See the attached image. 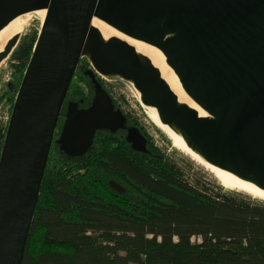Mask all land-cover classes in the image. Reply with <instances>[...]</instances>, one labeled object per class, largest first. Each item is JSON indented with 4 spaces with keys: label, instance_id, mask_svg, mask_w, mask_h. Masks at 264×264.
<instances>
[{
    "label": "water",
    "instance_id": "95a60500",
    "mask_svg": "<svg viewBox=\"0 0 264 264\" xmlns=\"http://www.w3.org/2000/svg\"><path fill=\"white\" fill-rule=\"evenodd\" d=\"M42 10L20 85L7 84L15 98L0 152V264L22 263L53 143L82 158L97 132H124L148 153L96 76L122 80L187 149L264 193V0H0V62L18 42L15 18ZM95 19L115 31L103 37ZM83 58L91 103L67 104L55 140Z\"/></svg>",
    "mask_w": 264,
    "mask_h": 264
},
{
    "label": "trees",
    "instance_id": "16d2710c",
    "mask_svg": "<svg viewBox=\"0 0 264 264\" xmlns=\"http://www.w3.org/2000/svg\"><path fill=\"white\" fill-rule=\"evenodd\" d=\"M37 36L12 53L19 79ZM89 68L81 59L66 94L83 108L92 100ZM7 91L11 111L15 95ZM121 133L97 132L83 158L52 144L21 264H264V201L225 192L199 174L188 178L148 139V153H137Z\"/></svg>",
    "mask_w": 264,
    "mask_h": 264
},
{
    "label": "rangeland",
    "instance_id": "374dc122",
    "mask_svg": "<svg viewBox=\"0 0 264 264\" xmlns=\"http://www.w3.org/2000/svg\"><path fill=\"white\" fill-rule=\"evenodd\" d=\"M44 18L43 20H41L35 12L29 13L27 25L22 29L20 27V38L16 46L13 48L11 53L0 62V125H4L5 123H7L8 116H10V104L8 100L10 95L7 91V84L10 83L15 89H17L22 79V77H20L19 79L17 74H15L14 72L12 53L25 37L33 35L34 33H39ZM100 79L104 82L107 89L111 92L113 98L119 104L121 111L124 114H130L139 122V124L141 125L140 127L142 128V131L144 132V135L148 139V141L155 148L159 149L169 160H171L179 168H181L185 176H187L188 178H194V175L199 174L207 180L218 184L212 174L204 169V167L196 164V162L191 160L187 155L172 146V143L168 139L167 135L162 132L145 113L143 107L140 105L139 100H137V93H135L127 84H125L119 78H111V80H108L107 78L104 79L100 77ZM83 88L87 94L90 93L89 88ZM64 118L65 116L61 115L55 135L58 134V129L61 126ZM101 190L103 192V189ZM223 190L225 192H235L242 194V192L229 191L224 188ZM242 195L248 197V195L245 193Z\"/></svg>",
    "mask_w": 264,
    "mask_h": 264
},
{
    "label": "bare ground",
    "instance_id": "6f19581e",
    "mask_svg": "<svg viewBox=\"0 0 264 264\" xmlns=\"http://www.w3.org/2000/svg\"><path fill=\"white\" fill-rule=\"evenodd\" d=\"M36 15L43 20L44 16H45V11H35ZM28 16L29 13L24 14L22 16H19L17 18H15L21 29L27 25V21H28ZM13 22V21H11ZM10 22V23H11ZM9 23V24H10ZM8 24V25H9ZM95 24L98 26V30L101 33V35L104 37L105 35H107L108 33H110L111 31H113L114 29L110 28L109 26L105 25L104 23L98 21L95 19ZM2 31V30H1ZM0 31V33H1ZM115 31V30H114ZM20 32V30H19ZM117 32V31H116ZM118 33V32H117ZM19 34V33H18ZM121 37L126 38V39H130L128 37L123 36L122 34L118 33ZM133 40V39H131ZM137 100H139V95L137 94ZM145 113L150 117V119L155 123V125L162 131L164 132L168 139L170 140V142L172 143V146L175 147L176 149H178L179 151H181L182 153H184L185 155H187L191 160H193L194 162H196V164L204 167V169H206L210 174H212V176L214 177V179L216 180V182L224 189L229 190V191H238V192H242V194H247L248 197L250 196L253 199H257V200H261L264 201V193L259 192V191H255L252 190L250 188H248L247 186L233 180L232 178L220 173L218 170H216L215 168H213L212 166H210L209 164L205 163L201 158H199L197 155H195L193 152H191L189 149H187L176 137H174L165 127H163L156 119L155 117L151 114V112L149 111V109L147 107L142 106Z\"/></svg>",
    "mask_w": 264,
    "mask_h": 264
},
{
    "label": "flooded vegetation",
    "instance_id": "af4514ba",
    "mask_svg": "<svg viewBox=\"0 0 264 264\" xmlns=\"http://www.w3.org/2000/svg\"><path fill=\"white\" fill-rule=\"evenodd\" d=\"M19 38H20V36H19ZM19 38H18V40H19ZM69 102H76L77 104H78V107L80 108V109H84L82 106H80L79 105V103H78V101H77V99H67V98H65V103H64V106H63V110H62V112H61V115H64L65 116V112H66V106H67V104L69 103ZM116 107V106H115ZM87 108V107H86ZM117 108V107H116ZM61 115H60V117H61ZM60 119V118H59ZM64 121V120H63ZM58 124H59V121H58ZM58 124H57V128H58ZM62 124H63V122H62ZM62 124H61V126H62ZM61 126L59 127V129H58V135H57V137H56V135H55V140L58 138V136H59V132H60V129H61ZM127 126H135V125H129L128 123H127ZM135 127H137V128H139L140 129V131H141V133L143 132L142 131V128H140L139 126H135ZM57 130V129H56ZM121 132H119V133H117V134H120ZM123 133V135H124V137H125V134H124V132H122ZM121 133V134H122ZM56 134V133H55ZM143 134V133H142ZM144 135V134H143ZM53 144H55V143H53ZM86 156V155H85ZM84 156V157H85ZM83 158V157H82Z\"/></svg>",
    "mask_w": 264,
    "mask_h": 264
},
{
    "label": "built area",
    "instance_id": "2783aa9c",
    "mask_svg": "<svg viewBox=\"0 0 264 264\" xmlns=\"http://www.w3.org/2000/svg\"><path fill=\"white\" fill-rule=\"evenodd\" d=\"M102 78H104V77H102ZM104 79H106V78H104Z\"/></svg>",
    "mask_w": 264,
    "mask_h": 264
}]
</instances>
